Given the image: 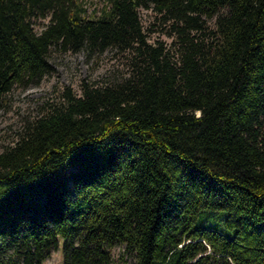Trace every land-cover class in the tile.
<instances>
[{
  "label": "trees",
  "instance_id": "trees-1",
  "mask_svg": "<svg viewBox=\"0 0 264 264\" xmlns=\"http://www.w3.org/2000/svg\"><path fill=\"white\" fill-rule=\"evenodd\" d=\"M100 1L0 0V104L54 50L121 65L58 89L0 149V264H43L59 237L61 264L117 246L132 264H264V0ZM204 210L234 235L197 226Z\"/></svg>",
  "mask_w": 264,
  "mask_h": 264
},
{
  "label": "rangeland",
  "instance_id": "rangeland-1",
  "mask_svg": "<svg viewBox=\"0 0 264 264\" xmlns=\"http://www.w3.org/2000/svg\"><path fill=\"white\" fill-rule=\"evenodd\" d=\"M87 13L101 7L100 0H83ZM141 22L146 26L150 41L165 40L169 38L164 33V27L157 25L155 15L145 9L139 11ZM46 20H36L33 27L39 31ZM49 62L52 71L37 82L25 87L14 86L0 104V149L16 139L21 121L35 114L37 106L46 98L54 96L58 89L70 86L78 91L82 79L96 80L109 74L110 71L121 68L120 59L113 51H104L101 54L87 55L85 51L51 52ZM227 212L224 210H204L197 217L196 225L199 227H212L222 229L228 236L235 233V229H225L224 220ZM62 239L58 238V246L53 249L43 264H61ZM110 264H132L131 255L117 246L112 250Z\"/></svg>",
  "mask_w": 264,
  "mask_h": 264
}]
</instances>
